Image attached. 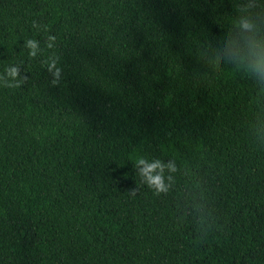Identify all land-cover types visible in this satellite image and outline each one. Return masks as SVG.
I'll return each instance as SVG.
<instances>
[{
  "label": "trees",
  "instance_id": "16d2710c",
  "mask_svg": "<svg viewBox=\"0 0 264 264\" xmlns=\"http://www.w3.org/2000/svg\"><path fill=\"white\" fill-rule=\"evenodd\" d=\"M258 40L264 0H0V264H264Z\"/></svg>",
  "mask_w": 264,
  "mask_h": 264
},
{
  "label": "clouds",
  "instance_id": "9594fccd",
  "mask_svg": "<svg viewBox=\"0 0 264 264\" xmlns=\"http://www.w3.org/2000/svg\"><path fill=\"white\" fill-rule=\"evenodd\" d=\"M242 27H249L247 22H245ZM250 43V48H249V67L253 70L254 73L256 74H262L264 73V41H255V42H249ZM27 46L31 47L32 49H35V41L29 40L27 42ZM225 53L227 54H232L234 55L235 53L233 52V49L231 46H226L224 48ZM31 54H35L33 51ZM12 74L18 76V70L16 68H12L9 70ZM49 71L54 72V75L59 74V68L56 67L55 61H53L49 65ZM139 165H143V167L140 169V172L142 176L146 179V181L149 183L151 186L155 181L160 179L159 174L153 175V170H155L158 166H160L159 161H152V162H147L144 159H140L137 162ZM174 167V165H170Z\"/></svg>",
  "mask_w": 264,
  "mask_h": 264
}]
</instances>
